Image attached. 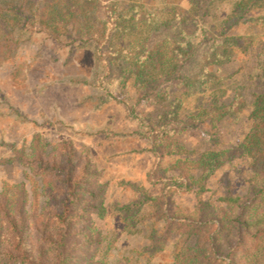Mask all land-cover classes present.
I'll return each mask as SVG.
<instances>
[{"label": "trees", "instance_id": "trees-1", "mask_svg": "<svg viewBox=\"0 0 264 264\" xmlns=\"http://www.w3.org/2000/svg\"><path fill=\"white\" fill-rule=\"evenodd\" d=\"M217 1L189 0L190 12L173 8L157 23L143 0H0V60L17 49L14 33L36 29L95 47L105 70L96 80L103 102L116 101L128 83L138 103L161 97L172 83L194 95L217 79L230 51L239 47L233 30L251 22L252 11L264 5L237 2L213 33L205 19ZM253 78L261 91L251 103L252 126L237 145L191 159L179 136L203 124L215 129L237 116L246 105L240 93L226 104L213 100L185 125L177 123L176 110L157 123L139 121L155 159L175 158L148 175L151 184L163 185L161 194L132 185L138 197L116 208L129 227L147 228V258L173 242L172 264H264V47ZM12 160L29 184L0 192V264H107L100 258L104 237L94 224L106 215L107 185L88 149L68 141L48 149L35 136L27 150L13 151ZM239 160L248 161L245 192L239 194L223 174L216 197L208 195L214 175ZM185 196L193 197L192 206L181 203Z\"/></svg>", "mask_w": 264, "mask_h": 264}, {"label": "rangeland", "instance_id": "rangeland-1", "mask_svg": "<svg viewBox=\"0 0 264 264\" xmlns=\"http://www.w3.org/2000/svg\"><path fill=\"white\" fill-rule=\"evenodd\" d=\"M239 1L218 0L205 19L209 30L217 33ZM143 2L155 14L157 23L171 16L170 9L184 13L191 10L189 0ZM251 17V22L233 30L239 47L230 51L231 60L220 68L212 84L192 95L172 83L161 97L145 103L137 102L132 83L115 94L116 101L101 100L96 80L105 70L91 44L54 39L36 29L14 33L17 49L12 57L0 60V192L23 182L28 186L25 170L12 157L13 151L27 150L35 136L48 149L61 141L70 142L76 149L85 147L107 185L106 215L94 221L104 237L100 258L107 264H172L173 242L163 253L147 258L142 253L148 244L147 228L143 224L129 227L116 212L117 207L138 197L132 185L151 195L161 194L163 185L151 184L148 175L175 161L155 159L141 136L145 131L139 121L157 123L176 110L177 123L185 125L190 116L208 110L213 100L226 104L240 93L246 105L237 116L221 121L215 129L203 124L179 136L191 159L237 145L252 126L251 103L261 91L253 76L257 55L264 47V5L256 7ZM192 30L193 26L186 28ZM223 174L229 175L239 194L245 192L250 178L248 161H235L214 175L208 193L212 198L217 195V180ZM181 203L192 206L194 199L185 196Z\"/></svg>", "mask_w": 264, "mask_h": 264}]
</instances>
